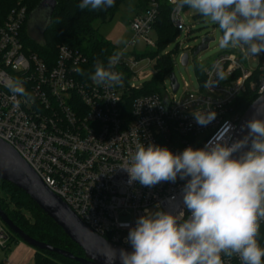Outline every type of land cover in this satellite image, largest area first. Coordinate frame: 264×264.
<instances>
[{"label": "built area", "instance_id": "obj_1", "mask_svg": "<svg viewBox=\"0 0 264 264\" xmlns=\"http://www.w3.org/2000/svg\"><path fill=\"white\" fill-rule=\"evenodd\" d=\"M160 1L149 0L148 7L131 21L133 35L115 52L122 53L114 69L122 73V85L113 87L92 81L85 68L87 57L68 46H59L51 66L25 51V7L13 9L0 26V139L12 146L93 232L129 249L128 232L146 210L170 212L181 221L190 215L183 204L187 179L178 177L175 183L152 187L129 183L124 167L130 165L136 145L154 144L176 154L217 140L230 146L244 115L237 107L238 97L247 90L258 97L264 94V53L248 57L241 47L243 54L216 55L202 75H197L198 90H186L178 97L180 85L173 90V74L169 76L172 91L162 84L159 93L133 97V91L142 87L131 83L134 69L146 54L129 49L138 38L156 49L157 43L149 35L154 31ZM163 1L171 6L169 18L179 30L184 25V9L177 11L170 0ZM241 59L250 62L249 68ZM77 68L82 73L75 71ZM10 78L23 80L29 95L14 100L5 87ZM208 111L216 112V118L204 126L197 124L193 113ZM258 225L256 238L264 248V220H258ZM10 239L0 218V248L5 250ZM222 260L224 264H241L238 256L222 255Z\"/></svg>", "mask_w": 264, "mask_h": 264}, {"label": "clouds", "instance_id": "obj_2", "mask_svg": "<svg viewBox=\"0 0 264 264\" xmlns=\"http://www.w3.org/2000/svg\"><path fill=\"white\" fill-rule=\"evenodd\" d=\"M170 3L177 11L187 7L217 25L222 32L220 47L240 46L252 56L264 53V0ZM114 4L115 0H80L78 7L98 10ZM120 55L109 57L107 66L95 61L89 78L98 85H122V73L114 70ZM5 87L14 100L29 95L20 78L8 79ZM193 116L204 126L216 118V112H195ZM257 117L247 122L248 135L230 146L217 140L204 148L187 147L176 154L154 144L136 145L130 165L124 167L129 183L152 187L161 182L175 183L178 177L187 179L183 204L190 215L181 221L170 212L146 210L128 232L126 239L132 251L120 250L122 264H224L222 255L238 256L241 264H264V248L256 238L258 220H264V119ZM249 140L250 149L235 158L233 153L246 147ZM112 253H103L107 264L116 258L115 250Z\"/></svg>", "mask_w": 264, "mask_h": 264}, {"label": "trees", "instance_id": "obj_3", "mask_svg": "<svg viewBox=\"0 0 264 264\" xmlns=\"http://www.w3.org/2000/svg\"><path fill=\"white\" fill-rule=\"evenodd\" d=\"M42 0H0V26L4 23L8 14L15 8L25 7L27 10L26 20L22 28V39L25 51L36 54L49 66L55 63L59 46L65 45L71 49L83 53L88 62L85 65L88 75L94 70V63L101 60L107 63L109 57L113 56L117 48L104 40L98 29L93 26L95 21L106 22L118 11L120 4L125 0H115L113 7L107 9L92 10L91 8L81 10L78 5L80 0H56L57 5L51 15L43 17L44 27L42 29L41 41H35L25 32L28 21ZM149 0H137L135 8L144 10L148 7ZM187 7L184 8V11ZM171 6L161 0L159 12L154 25L157 33L156 52L149 56H158L161 49L168 46V43L177 36L178 29L175 28L169 18ZM51 21V22H50ZM196 51V47L192 48ZM200 54V53H199ZM198 54V55H199ZM168 53L157 57L158 72L155 77L142 85L138 90L133 91V97L159 93L160 85L164 76L173 75V62ZM144 56H147L144 55ZM211 61L204 64H196L197 75H202L203 70L210 65ZM258 98L256 92L247 90L237 99V107L243 115L249 106ZM10 199V208L6 200L0 195V207L15 226L20 228L31 238L48 245L67 250L75 256L83 257L84 253L74 242H72L42 210L22 190L6 181H0ZM27 212L29 217L24 214ZM11 235V234H10ZM18 236L11 235L10 242L5 250L10 249L13 242L19 243ZM33 264H79L49 251H35Z\"/></svg>", "mask_w": 264, "mask_h": 264}, {"label": "rangeland", "instance_id": "obj_4", "mask_svg": "<svg viewBox=\"0 0 264 264\" xmlns=\"http://www.w3.org/2000/svg\"><path fill=\"white\" fill-rule=\"evenodd\" d=\"M136 3L137 0H125L122 4H120L118 11L110 20L104 23L101 21H95L93 23V26L98 29L101 37L114 45L117 49L123 48L128 39L133 35V32L130 29V23L133 19H135L137 14H142L141 10H137L135 8ZM43 16L44 15L42 13H33L25 28L27 35L38 42L41 41L42 29L44 27ZM182 18L184 25L179 28L177 36L168 43V46L160 50L158 56H149L150 53L156 52V49L147 46L146 42L141 38L136 40L135 47L130 48L129 50L136 51L139 54H147V56L144 57V59L135 67V78L131 81V83H134L139 87L151 81L158 72L157 57L170 53L173 62L172 72L180 85L177 92V96L179 97L186 90H198L199 82L197 78L196 64L207 63L216 55L230 51L236 54L244 53L245 56H250L246 55L245 52L242 53L240 46H230L227 48L220 47L219 41L221 39L222 32L219 30L218 26L210 20H206L195 10L187 8V10L182 12ZM189 30L191 31L189 32ZM206 36L214 38V40L209 42L207 50L201 52L198 56H194L192 48L197 47ZM149 38H151L153 42H156V31L151 32ZM186 52L189 53V62L187 66H183L181 57ZM251 57L254 58L258 56L251 55ZM241 60V63L245 67L249 68L248 66L250 62H247L244 59ZM250 65L254 67L255 61ZM141 74L149 75L144 79H140L139 77ZM162 84L166 86L168 91H172L170 88L169 75L164 76V80L161 85ZM3 188V185L0 183L1 197L6 200L10 208H13L14 205L11 204L9 197L7 193L3 191ZM157 210V208L151 209L152 212ZM24 214L29 217L27 212H24ZM7 231L11 235H14L8 227ZM19 243L13 242L10 245V249L7 250L0 248V264H8V262L10 263V259L14 257L17 258L16 264H32L33 251L35 252L37 249L25 244L24 242V245ZM25 248H27V250H31V252H27Z\"/></svg>", "mask_w": 264, "mask_h": 264}, {"label": "water", "instance_id": "obj_5", "mask_svg": "<svg viewBox=\"0 0 264 264\" xmlns=\"http://www.w3.org/2000/svg\"><path fill=\"white\" fill-rule=\"evenodd\" d=\"M56 5V0H42L36 8L35 13L41 10L46 11L48 18H50ZM213 40L214 38L208 36L203 38L201 43L196 47V51H194L193 55L198 56L199 53L207 50L209 42ZM181 62L183 66H187L189 62L188 53L183 54ZM171 81L173 83V90L177 91L178 83H176V77L174 75L172 76ZM254 116L264 119V94L258 97L244 113L231 144L244 139V137L248 135L246 124ZM250 145L251 141L249 140L248 145L233 153V156L238 158L243 152L250 149ZM0 181L11 183L29 196L40 210H42L59 228H61L64 234L72 242L81 248L84 256H75L67 250L31 238L20 228L15 226L0 207L1 220L13 232V234L18 236V238L25 244L35 249L55 253L79 264H107L106 256L103 253L112 256V250H115L116 253V258L112 264H122L120 260V250L123 249L127 252L132 251V249L115 245L93 232L58 195L45 185L17 151L2 139H0Z\"/></svg>", "mask_w": 264, "mask_h": 264}, {"label": "crops", "instance_id": "obj_6", "mask_svg": "<svg viewBox=\"0 0 264 264\" xmlns=\"http://www.w3.org/2000/svg\"><path fill=\"white\" fill-rule=\"evenodd\" d=\"M22 243V245H24V243L23 242H20L19 244H21ZM23 247H25V246H23ZM25 250L27 251V252H31V250H27V248H25ZM34 251H33V256H34ZM17 258H12V259H10V263L9 264H16L17 262ZM32 264H33V259H32Z\"/></svg>", "mask_w": 264, "mask_h": 264}, {"label": "flooded vegetation", "instance_id": "obj_7", "mask_svg": "<svg viewBox=\"0 0 264 264\" xmlns=\"http://www.w3.org/2000/svg\"><path fill=\"white\" fill-rule=\"evenodd\" d=\"M36 13H37V14L42 13L43 15H45V14H46V11L41 10V11H38V12H36Z\"/></svg>", "mask_w": 264, "mask_h": 264}]
</instances>
